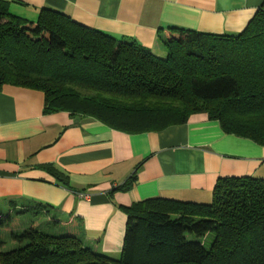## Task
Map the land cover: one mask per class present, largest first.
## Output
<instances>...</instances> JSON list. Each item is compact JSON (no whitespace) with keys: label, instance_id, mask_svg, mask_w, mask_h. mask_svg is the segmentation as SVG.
I'll return each instance as SVG.
<instances>
[{"label":"trees","instance_id":"1","mask_svg":"<svg viewBox=\"0 0 264 264\" xmlns=\"http://www.w3.org/2000/svg\"><path fill=\"white\" fill-rule=\"evenodd\" d=\"M164 32L168 53L160 58L57 10L42 8L28 20L0 8V91L5 84L40 90L45 113H80L127 132L162 130L204 112L225 133L264 146V3L235 34ZM9 202L15 209L0 214V229L20 215L33 219L10 231L15 248L3 250L0 236L1 264H264L260 177L219 178L210 203L152 198L132 205L117 259L98 252L80 216Z\"/></svg>","mask_w":264,"mask_h":264},{"label":"crops","instance_id":"2","mask_svg":"<svg viewBox=\"0 0 264 264\" xmlns=\"http://www.w3.org/2000/svg\"><path fill=\"white\" fill-rule=\"evenodd\" d=\"M262 3L0 0V8L28 20L37 19L42 8L57 10L115 39L135 40L164 58V28L235 34ZM44 101L40 90L12 84L1 88L0 212L12 211L9 201L15 200L52 205L63 217L80 216L82 231L98 239V252L111 258L120 256L126 209L132 205L152 198L210 203L219 178H264V146L225 133L204 112L162 130L127 132L80 113H45Z\"/></svg>","mask_w":264,"mask_h":264},{"label":"rangeland","instance_id":"3","mask_svg":"<svg viewBox=\"0 0 264 264\" xmlns=\"http://www.w3.org/2000/svg\"><path fill=\"white\" fill-rule=\"evenodd\" d=\"M3 209H7V207L3 208ZM11 209H15V208H13L11 206ZM32 219H33L32 214L20 215L18 217V220L14 224L11 225L10 229H0L1 239L5 243L4 247H2L3 250H10L12 248H15L14 247L15 243L12 242V239H11V236H10V231L11 230H15V231H19L20 232V231L24 230L25 228H27L30 225V222H31ZM191 239H195V237L191 236ZM211 239H212V234H210L206 238H204L203 242L206 245H209V242L211 241Z\"/></svg>","mask_w":264,"mask_h":264}]
</instances>
